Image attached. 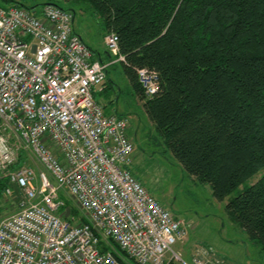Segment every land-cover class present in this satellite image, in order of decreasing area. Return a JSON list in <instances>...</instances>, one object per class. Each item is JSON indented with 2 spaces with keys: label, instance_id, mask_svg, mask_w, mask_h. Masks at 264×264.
I'll use <instances>...</instances> for the list:
<instances>
[{
  "label": "built area",
  "instance_id": "2783aa9c",
  "mask_svg": "<svg viewBox=\"0 0 264 264\" xmlns=\"http://www.w3.org/2000/svg\"><path fill=\"white\" fill-rule=\"evenodd\" d=\"M74 19L49 3L0 5V174L19 197L0 220V264H226L210 249L191 261L174 249L187 224L130 170L127 120L95 98L110 64L93 59ZM119 41L115 32L104 37L113 63L125 61ZM137 76L146 98L159 92L157 70ZM24 152L41 168L17 166ZM108 239L126 258L103 250Z\"/></svg>",
  "mask_w": 264,
  "mask_h": 264
},
{
  "label": "trees",
  "instance_id": "16d2710c",
  "mask_svg": "<svg viewBox=\"0 0 264 264\" xmlns=\"http://www.w3.org/2000/svg\"><path fill=\"white\" fill-rule=\"evenodd\" d=\"M74 2L94 9L104 35L118 34L125 73L152 125L216 199L225 200L264 168V0ZM55 4L75 16L74 9ZM144 67L160 74V90L152 98L138 80L137 69ZM22 163L21 157L17 166ZM8 185L0 177V201L12 198ZM66 206L81 215L70 199ZM226 210L264 249V174ZM102 243L104 251L126 258L112 240Z\"/></svg>",
  "mask_w": 264,
  "mask_h": 264
},
{
  "label": "rangeland",
  "instance_id": "374dc122",
  "mask_svg": "<svg viewBox=\"0 0 264 264\" xmlns=\"http://www.w3.org/2000/svg\"><path fill=\"white\" fill-rule=\"evenodd\" d=\"M14 1L0 0V5L11 7L16 4L27 8L37 5L39 8L53 1L74 9V26L78 33L94 49L105 52L103 20L88 4H77L74 0ZM113 58L117 59L115 56ZM108 72L107 92L98 93L97 99L107 114L114 113L127 120L128 134L134 146L130 170L158 201L187 224L186 240L177 242L174 249L189 261L199 249L205 248L215 252L226 264H264L262 245L252 240L226 210L229 201L264 174V168L225 200L219 201L209 184L199 182L182 167L152 125L144 101L130 83L122 62L116 61L108 68ZM22 158L24 163L41 168L36 159L29 157L28 152H24ZM1 177L4 178L3 175ZM18 200V196L9 199L5 195L2 198L0 220L17 211Z\"/></svg>",
  "mask_w": 264,
  "mask_h": 264
},
{
  "label": "crops",
  "instance_id": "0c3cea01",
  "mask_svg": "<svg viewBox=\"0 0 264 264\" xmlns=\"http://www.w3.org/2000/svg\"><path fill=\"white\" fill-rule=\"evenodd\" d=\"M74 21H75V19H74ZM74 28H75V26H74ZM75 31L78 33V31L76 30V28H75ZM79 34V33H78ZM81 37H82V39L84 40V38H83V36L81 35V34H79ZM104 37H105V35H103ZM104 37H103V43H104V45H105V42H104ZM84 42L91 48V50H92V53H93V59L94 60H100V61H103V62H105V63H108V64H110L109 65V67H111L112 65H114V64H116V62H112L113 60H114V58H113V56L109 53V51H108V49H107V47H106V45H105V52L104 53H102V52H99L97 49H94L91 45H89L85 40H84ZM108 67V68H109ZM108 70H107V78H108ZM107 81V80H106ZM104 87V89H103V91H101V92H99L98 91V89H96V91H95V98L97 99V94L98 93H100V94H103V93H105V92H107V87L105 88V86H103ZM107 98V97H106ZM98 100V99H97ZM100 102V101H99ZM0 177H1V174H0Z\"/></svg>",
  "mask_w": 264,
  "mask_h": 264
},
{
  "label": "water",
  "instance_id": "95a60500",
  "mask_svg": "<svg viewBox=\"0 0 264 264\" xmlns=\"http://www.w3.org/2000/svg\"><path fill=\"white\" fill-rule=\"evenodd\" d=\"M49 4H53V5H56L55 3H49ZM33 8V7H32Z\"/></svg>",
  "mask_w": 264,
  "mask_h": 264
}]
</instances>
